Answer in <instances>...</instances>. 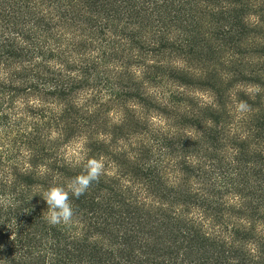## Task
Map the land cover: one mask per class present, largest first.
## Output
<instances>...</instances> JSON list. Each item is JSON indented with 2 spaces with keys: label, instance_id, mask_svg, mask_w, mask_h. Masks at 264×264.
Listing matches in <instances>:
<instances>
[{
  "label": "trees",
  "instance_id": "obj_1",
  "mask_svg": "<svg viewBox=\"0 0 264 264\" xmlns=\"http://www.w3.org/2000/svg\"><path fill=\"white\" fill-rule=\"evenodd\" d=\"M0 264H264V0H0Z\"/></svg>",
  "mask_w": 264,
  "mask_h": 264
},
{
  "label": "clouds",
  "instance_id": "obj_2",
  "mask_svg": "<svg viewBox=\"0 0 264 264\" xmlns=\"http://www.w3.org/2000/svg\"><path fill=\"white\" fill-rule=\"evenodd\" d=\"M255 91H260L259 87ZM239 112H247L250 105L241 101L236 105ZM104 162L101 159H87L83 172L73 177L66 186L53 185L44 191L42 197L47 203V215L44 217L50 225H70L76 215L71 203V197L79 198L84 195L92 184L98 183L104 172Z\"/></svg>",
  "mask_w": 264,
  "mask_h": 264
}]
</instances>
